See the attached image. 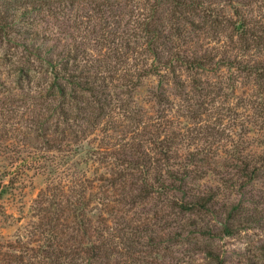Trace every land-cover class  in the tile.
<instances>
[{
  "label": "rangeland",
  "instance_id": "obj_1",
  "mask_svg": "<svg viewBox=\"0 0 264 264\" xmlns=\"http://www.w3.org/2000/svg\"><path fill=\"white\" fill-rule=\"evenodd\" d=\"M182 1L0 0V264H264V0Z\"/></svg>",
  "mask_w": 264,
  "mask_h": 264
},
{
  "label": "trees",
  "instance_id": "obj_2",
  "mask_svg": "<svg viewBox=\"0 0 264 264\" xmlns=\"http://www.w3.org/2000/svg\"><path fill=\"white\" fill-rule=\"evenodd\" d=\"M182 0H178V4L179 5H181L182 4ZM177 5V4H176ZM178 5V6H179ZM218 23V20H216V19H214V21H213V24H217ZM155 37H159L158 35H156V34H153ZM153 53V57L155 58V60H156V62L157 63H160L159 61H158V56H157V54H156V52H152ZM196 63H197V66H200L201 65V63L199 64V62H197L196 61ZM194 64V63H193ZM263 70H264V67L262 68ZM55 76V78L56 79H58L59 78V75H54ZM132 84V83H131ZM126 85V84H125ZM130 87H131V85H130ZM54 90L58 93V92H60L61 93V95H63V86H61V84H59V82H54ZM74 97V96H73ZM75 97H77V95L75 96ZM158 97V96H157ZM162 99H165V98H162ZM93 108V107H92ZM99 108V107H98ZM90 114H89V119L91 120L90 121V123H94L96 120H97V118L99 117V115L98 114H96V113H94L93 112V110H91L90 112H89ZM42 194V193H41ZM51 253H54V251L52 250L51 251ZM61 256V255H60ZM61 262H60V260H59V256L56 258V260H54V262H53V264H60Z\"/></svg>",
  "mask_w": 264,
  "mask_h": 264
}]
</instances>
